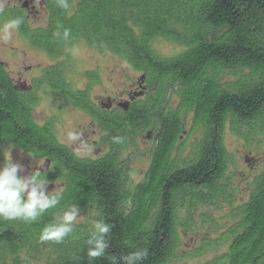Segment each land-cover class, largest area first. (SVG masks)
I'll return each instance as SVG.
<instances>
[{
    "label": "trees",
    "instance_id": "1",
    "mask_svg": "<svg viewBox=\"0 0 264 264\" xmlns=\"http://www.w3.org/2000/svg\"><path fill=\"white\" fill-rule=\"evenodd\" d=\"M69 4L63 10L52 0L47 30L21 25L28 45L54 60L78 43L108 53L142 75L151 93L145 102L131 105L128 113L115 114L112 128H108V117L101 118L103 128L109 129L110 137L104 142L110 152L92 160L75 156L58 141L57 117L38 124L34 108L50 88L55 94L50 98L52 105L69 102L97 119L99 114L89 101L94 73H86L83 92L72 93L64 79L65 67L72 68L66 55L61 61L65 66L44 69L42 77L18 91L0 61V163L3 151L15 145L43 161L39 171L55 182L49 185L50 191L60 188L63 193L60 204L34 223L0 218V264H89L86 239L98 219L112 225L110 253L147 247L145 264L201 258L206 260L203 264L221 263L218 254L227 245L209 239L215 238L216 227L209 229L203 223L209 211L203 184L194 187L201 178L193 173L204 172L208 158L212 172H219L222 163L234 164L229 151L223 155L225 160L221 158L227 135L249 151L264 147L260 140L264 138V0H69ZM64 28L71 30L68 40L54 35ZM156 42L176 47V53L160 54ZM191 125V136L178 141L182 127L189 130ZM148 132L154 140V161L139 184L131 164L126 165L132 160L127 150L132 152L140 142H134V135ZM117 137L122 143L115 142ZM191 141L195 144L189 146ZM191 157L197 161L192 163ZM49 165L51 177H46ZM72 204L82 213L92 210L94 222L76 224L61 243L41 242L42 229ZM263 205L248 212L254 229L247 228L246 234L244 225L238 228L243 241L228 249V264H251V259L264 264ZM92 264L109 262L100 258Z\"/></svg>",
    "mask_w": 264,
    "mask_h": 264
},
{
    "label": "flooded vegetation",
    "instance_id": "2",
    "mask_svg": "<svg viewBox=\"0 0 264 264\" xmlns=\"http://www.w3.org/2000/svg\"><path fill=\"white\" fill-rule=\"evenodd\" d=\"M51 8L52 0H0V20L4 19L5 16L9 17V15L11 16L10 18L22 17L24 20L23 24H25L28 29L47 30L51 25ZM4 20L0 22V25L5 22ZM35 23L44 24L45 27L40 28L41 26H34L33 24ZM16 35L22 41L27 42L21 34V28L18 32H16ZM99 54L101 57L105 56L104 53ZM48 59L50 62L46 64V72L58 65H60V67L65 66V63L63 64L61 61H57L49 57ZM69 68L67 70V67H65V84L70 82L69 77L67 76V72L71 70ZM27 71H29V69H27ZM88 72L94 73V77L91 80V87L89 88L91 92L94 87L99 86L100 84L99 68H94ZM134 74L135 78L130 80L132 85L125 95L118 97L107 95L104 100L102 99L96 102L92 101L89 97V101L94 106L96 113L99 114L97 119H94L81 110L74 108L69 102L63 103L59 107V111L69 109L73 112L80 113L88 121L89 127L87 131H80L79 142L82 143L81 147H79V145L75 146V144H61L69 149L75 156L76 154L87 150H91V156L86 157H90L92 160H99L108 156L110 150L108 148V143L105 144L104 140L108 142L110 134H108L109 129H104L102 123H100L101 118H103V116L105 118L108 117V128H112L113 125L111 121L113 120V116L115 114L128 113L131 105L138 102H145L148 95L151 93L144 77L140 74ZM12 81L20 83L24 82L21 76H18L16 80L12 79ZM83 91V89L72 88V93ZM46 93V99L49 98L48 100L51 102L50 98L55 96L54 92H52L50 88H46ZM105 120L103 119L102 122ZM191 129L192 125L189 130L183 126L181 130L182 135L178 137V141L183 140L184 137L187 140L191 136ZM152 137L153 136L150 132H148L147 135H134L135 143L136 140L140 139V142H138V144L136 143V147H142V156H144L143 168L140 171V180L137 181L139 184L140 182H144L146 180L152 162L154 161V153L152 151L154 140ZM193 141L189 143V146L190 144L194 145L196 143V141L195 143ZM205 145L209 146V142L205 143ZM207 148L208 147H203V150L207 152ZM226 151L228 152L225 142L224 145L221 146L220 150L222 160H225L223 159V155H225ZM254 152L256 151H249L243 147L240 151H237L236 156L232 154L233 158L231 159L234 162L232 166H227L226 164L220 162L222 165L219 166V172L210 171L208 158L206 159V164H204V172H197L196 174L193 173V177H197V179L201 178V181L199 183H195L194 187L196 186V188H199L202 184L204 186L203 192L207 203L205 209L209 212L204 218L203 223L207 225V228L209 229H211L213 225L216 227L215 230L212 231L215 232V238L210 237L209 239L210 241L215 239V241H221L223 243L226 242L225 244L227 245L226 251L224 248V251L218 254L221 262L219 264H228L230 258L228 249L232 247L233 243L243 241V232L240 230L237 233V230H239L238 228H242V225H244L246 234L248 233V229L255 228L254 224L253 226L249 224L252 222L253 216H250V213L248 212L255 208L256 205L260 203L264 204V159L260 160V158L256 159L255 157H251V154H256ZM127 153L132 157V160H128L126 165L131 164L135 156V154L129 150H127ZM174 153L175 152L173 151L172 155H174ZM191 161L194 163L197 160L191 157ZM50 169L51 165H49L46 169V177H51ZM24 170L27 173L21 174L22 176L31 174L38 169L25 167ZM54 183L49 182L48 185L53 187ZM58 189L59 191L61 190L60 188ZM219 213L222 214L218 215ZM218 229H220V231L217 235L216 231ZM262 231L264 234V228ZM223 243L221 247H224ZM262 243L264 244V237ZM257 261V259H251L250 263L258 264Z\"/></svg>",
    "mask_w": 264,
    "mask_h": 264
},
{
    "label": "rangeland",
    "instance_id": "3",
    "mask_svg": "<svg viewBox=\"0 0 264 264\" xmlns=\"http://www.w3.org/2000/svg\"><path fill=\"white\" fill-rule=\"evenodd\" d=\"M33 25L41 26L42 24L35 23ZM154 47L160 54L165 56L176 53L177 50L176 47L163 42L154 43ZM66 55L70 56L69 61L72 62V68L67 72L71 88L84 89L87 84L86 73L94 68H99L100 84L94 87L89 94L90 99L94 102L102 99L104 100L107 95L113 97L125 95L132 85L130 80L135 78L134 72L117 58L106 53H104L105 56L101 57L96 50H91L82 43H78L72 48L65 50L63 55L56 60L65 61ZM0 61L6 65L8 74L12 79L16 80L18 76H21L24 81L22 83H26L27 85H29L33 79L40 76L42 77L41 72L46 69V64L50 62L46 54L32 49L28 43L22 41L16 33L10 41L5 42L0 39ZM27 69H29V71H27ZM58 107L52 105V102L46 99V97H42L38 105L34 108V118L36 122L42 124L46 122L47 118L52 116L57 117L55 127L58 141L66 145L75 144V146L79 145V147H81L82 143L79 142L80 131L88 130V121L80 113L73 112L69 109H64L63 113L59 114L57 110ZM70 133L76 137L75 140L70 139ZM260 140L264 142V138ZM226 146L228 151L235 156L237 155V151H240V149L244 147L242 142L230 135L226 136ZM9 148L11 147L6 148L3 152ZM252 150H255L256 152L254 153L256 154H251V157H255L256 159L260 158V160L264 159V147L259 146L257 149L252 148ZM142 152V147H136L132 151L135 156L130 167L135 181L140 180V171L143 168L144 156H142ZM77 155L81 157L91 156V150L81 152ZM11 157L13 161L20 162L24 168L28 167L41 170L44 167L43 161L33 159L15 148H12ZM2 163L3 160L0 164ZM26 173L27 172L24 170L20 174ZM55 187L58 188V184H55ZM47 190L50 191L49 185L47 186ZM94 218L95 215L92 210H88L85 213L80 212L76 224L90 225L94 222ZM208 256L210 258L213 255L210 253ZM205 261L204 258H201L172 264H203Z\"/></svg>",
    "mask_w": 264,
    "mask_h": 264
},
{
    "label": "clouds",
    "instance_id": "4",
    "mask_svg": "<svg viewBox=\"0 0 264 264\" xmlns=\"http://www.w3.org/2000/svg\"><path fill=\"white\" fill-rule=\"evenodd\" d=\"M56 5L63 10L70 7L69 0H56ZM23 23L22 17L7 19L0 25V39L5 42L10 41ZM54 35L58 39L68 40L71 37V30L64 28L62 31H56ZM69 137L72 140L76 139L71 133ZM114 139L116 143H122V138ZM13 147L16 146L13 145L3 152V163L0 164V218L31 224L38 221L48 210L55 209L60 204L63 193L48 191L49 182L39 170L20 175L24 171V166L18 161H13L11 157ZM80 211L77 204L70 205L60 217L42 229L41 242H63L73 233ZM111 229L112 225L104 219H98L93 223L92 230L86 239L88 245L86 256L89 264L100 258L107 259L109 264H145L149 257L147 247L137 248L121 255L109 252Z\"/></svg>",
    "mask_w": 264,
    "mask_h": 264
},
{
    "label": "water",
    "instance_id": "5",
    "mask_svg": "<svg viewBox=\"0 0 264 264\" xmlns=\"http://www.w3.org/2000/svg\"><path fill=\"white\" fill-rule=\"evenodd\" d=\"M15 89L18 91H25V84H22L20 82H16Z\"/></svg>",
    "mask_w": 264,
    "mask_h": 264
}]
</instances>
